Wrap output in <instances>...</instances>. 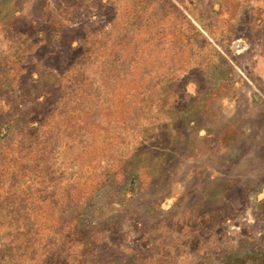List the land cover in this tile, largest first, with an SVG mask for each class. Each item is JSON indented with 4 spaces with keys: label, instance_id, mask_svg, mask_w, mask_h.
Wrapping results in <instances>:
<instances>
[{
    "label": "rangeland",
    "instance_id": "374dc122",
    "mask_svg": "<svg viewBox=\"0 0 264 264\" xmlns=\"http://www.w3.org/2000/svg\"><path fill=\"white\" fill-rule=\"evenodd\" d=\"M0 264H264V0H0Z\"/></svg>",
    "mask_w": 264,
    "mask_h": 264
}]
</instances>
